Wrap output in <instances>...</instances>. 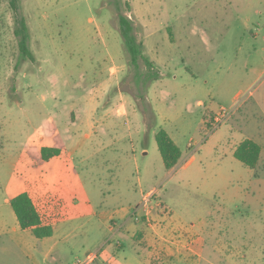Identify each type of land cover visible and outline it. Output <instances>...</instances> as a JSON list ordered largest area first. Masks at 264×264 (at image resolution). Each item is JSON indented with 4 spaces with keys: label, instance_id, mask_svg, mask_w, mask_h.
<instances>
[{
    "label": "rangeland",
    "instance_id": "rangeland-1",
    "mask_svg": "<svg viewBox=\"0 0 264 264\" xmlns=\"http://www.w3.org/2000/svg\"><path fill=\"white\" fill-rule=\"evenodd\" d=\"M17 5L33 58L21 53L10 0H0V264H84L102 246L92 264H147L166 247L163 264H264V0ZM121 13L157 79L144 83L141 60L129 65ZM160 128L181 151L170 169ZM245 138L261 146L255 168L233 155ZM58 140L76 189L63 197L82 208L64 240L21 229L5 200L39 165L33 146Z\"/></svg>",
    "mask_w": 264,
    "mask_h": 264
},
{
    "label": "trees",
    "instance_id": "trees-1",
    "mask_svg": "<svg viewBox=\"0 0 264 264\" xmlns=\"http://www.w3.org/2000/svg\"><path fill=\"white\" fill-rule=\"evenodd\" d=\"M12 8L16 12L15 29L16 35L19 36V45L21 53L24 57L32 59V53L28 48V28L25 19L17 13V0H10ZM118 31L122 38L123 46L128 54L129 65L133 67L139 66L141 60L145 65L144 83L151 79H157L159 72L154 64L147 59L142 53V42L138 40L134 33L132 20L124 14L118 15ZM155 140L160 152L165 168H172L181 156V151L169 134L162 128L155 133ZM60 153V149L56 147L43 146L40 154L43 160H49L51 157ZM261 146L259 143L250 138L243 139L235 148L233 155L249 168H255L260 158ZM10 206L14 211L19 227L21 229H30L38 238L49 237L53 233V227L44 224L36 206L26 191L20 192L10 199Z\"/></svg>",
    "mask_w": 264,
    "mask_h": 264
},
{
    "label": "crops",
    "instance_id": "crops-1",
    "mask_svg": "<svg viewBox=\"0 0 264 264\" xmlns=\"http://www.w3.org/2000/svg\"><path fill=\"white\" fill-rule=\"evenodd\" d=\"M111 69H113V68H111ZM198 102H200V101H198ZM121 109H123V107H121ZM52 146L59 148L60 153L56 156L51 157L49 159V161L46 162L47 164L43 163V159L41 158V156H39L37 159V162H36L39 165H37V167H35L34 169L30 170L31 171L30 174L24 180V182H22L20 184V189H18V191L13 196L19 194L20 192L26 191L28 193V195L30 196V198L32 199V201L35 198H37L39 203L42 202L43 200H46V198L49 196L59 200L61 210H60V208H57L55 211L60 213V214L58 215L56 221L51 224V226L53 227V233L51 236H49L47 238L53 237L59 231V233L61 235V240H64L66 237H69L72 235V234L68 233V231H67V228H68L67 224H68L69 220H72L73 217L81 216L82 215V213H81L82 208L78 205V203H74V201L71 202L67 198L63 197L65 189L71 190V192H73V194L76 195V193H75L76 189H75L74 185L68 183L70 181V173H72L71 172L72 170L64 162L65 151L61 148V142H59V140H58L57 143H54V145H52ZM41 147H43V144L37 143L33 146V150L34 151L36 150L37 153L40 155ZM190 161H191V159L187 160L186 164H188ZM51 164L54 166L53 171H55V172L53 173L52 176H49L47 174V171H46V165L52 166ZM39 166H41L40 170L37 169V168H39ZM150 191H152V189ZM150 191H148V193ZM12 197L6 198L5 200L7 202H9V204H10V199ZM86 202H87V200H85V199L82 200V205L84 206V208H88ZM151 211H152V209L146 210V213H145L146 216L142 217V224H144L146 227L151 226V222H150L151 218H149L151 216L150 215ZM135 220H137V219L135 218ZM146 220L148 221V223H146ZM133 239H135V241L137 242L138 245H142L143 247H146L143 244V243H145V244L147 243V241L145 239V230L144 229L143 230L137 229L135 231V234L133 235ZM57 243H58L57 240H55L54 244L57 245ZM147 248L151 249L152 247L147 246ZM101 252H103V246L101 248H99V251L97 250V251L87 252L86 256H85L86 260L84 261V264L94 263L97 260V258L99 257V255L101 254ZM171 254H172V251L170 250V247H166V249L164 251H162L160 253H153L151 258H146V263L147 264H158V263L163 264V261L166 258L168 260V258L171 257Z\"/></svg>",
    "mask_w": 264,
    "mask_h": 264
},
{
    "label": "built area",
    "instance_id": "built-area-1",
    "mask_svg": "<svg viewBox=\"0 0 264 264\" xmlns=\"http://www.w3.org/2000/svg\"><path fill=\"white\" fill-rule=\"evenodd\" d=\"M221 112L224 114L225 109L221 108ZM35 206L41 216L43 223L48 225H51L53 222H55L58 215L60 214L55 210L57 208H60L61 210L60 201L51 196L40 202L39 205Z\"/></svg>",
    "mask_w": 264,
    "mask_h": 264
}]
</instances>
